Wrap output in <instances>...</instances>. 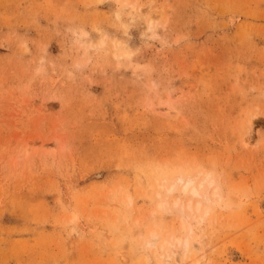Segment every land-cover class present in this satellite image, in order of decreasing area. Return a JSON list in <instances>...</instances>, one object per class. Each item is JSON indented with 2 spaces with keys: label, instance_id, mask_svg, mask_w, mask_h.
<instances>
[{
  "label": "rangeland",
  "instance_id": "obj_1",
  "mask_svg": "<svg viewBox=\"0 0 264 264\" xmlns=\"http://www.w3.org/2000/svg\"><path fill=\"white\" fill-rule=\"evenodd\" d=\"M190 175L213 185L159 187ZM177 238L264 264V0H0V264H167Z\"/></svg>",
  "mask_w": 264,
  "mask_h": 264
},
{
  "label": "bare ground",
  "instance_id": "obj_2",
  "mask_svg": "<svg viewBox=\"0 0 264 264\" xmlns=\"http://www.w3.org/2000/svg\"><path fill=\"white\" fill-rule=\"evenodd\" d=\"M132 14H134V13H132ZM248 123H249L248 124L249 125L248 131H250V133H251L253 131V129H252L253 127L252 126L254 125L253 119H250ZM245 141H247V140H245ZM248 143H249V140H248ZM244 144H246V143H244ZM208 178L209 177H206L200 183H197L195 175H192V176L190 175L187 178L179 176V177L176 178V184L174 183L171 186H166L164 184H159V187L163 188V189H166V191L168 193H172L175 190L176 185L182 184L183 185V187H182V192L183 193H188L189 192L193 197H200L201 194H200L199 190L203 186L204 183H208L209 186L213 185V182L209 181ZM204 195H205L204 196L205 199H208L206 193ZM164 203L166 204L167 202H164ZM172 204H173L174 207H177L178 205L181 206L180 211L182 213V217L184 218V220H186V219L188 220L190 218V215H192V213H196L199 210V208H200V206H199L200 203H198V204L195 203L196 205L192 206V203L189 202V203H187V206L186 205L184 206L182 203L180 204L178 201H173ZM161 205H162V203H161ZM161 205L159 204L158 208H160ZM192 219H193V222H195V220H196L195 217H192ZM184 229H185V226H184V223H183L180 230L184 231ZM151 235H149V236H150V239L152 237V241L146 243L147 244V249L149 250V248L154 247V249L156 250V240L158 238V235L155 232H153V231L151 232ZM181 243H182V241L177 238L176 240L172 239L170 242H166V243H163L161 245V247H160V251H161L160 257H162V260H163L164 263H167V264H184V263H186L187 260L189 261V259L187 258V253L190 252V246L191 245H190V242H188V241H183V243H182L183 244L182 245V250L184 251L183 260H179L176 257V255L178 254V251H176V248L180 247ZM196 258L199 261V258L197 256H196ZM146 261H148V258H147Z\"/></svg>",
  "mask_w": 264,
  "mask_h": 264
}]
</instances>
